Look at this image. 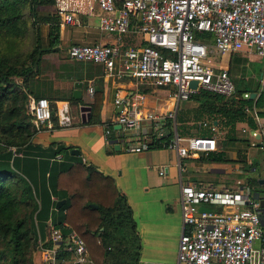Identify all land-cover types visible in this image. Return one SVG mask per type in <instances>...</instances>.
<instances>
[{
  "label": "crops",
  "instance_id": "obj_1",
  "mask_svg": "<svg viewBox=\"0 0 264 264\" xmlns=\"http://www.w3.org/2000/svg\"><path fill=\"white\" fill-rule=\"evenodd\" d=\"M67 1L73 9V22L64 27L60 25L61 17L56 12V0L53 4L41 6L43 12L59 17L60 44L57 47L60 50L44 53L39 73L28 81V97L46 98L55 115L51 127H37L33 122L37 132L32 142L43 147L51 143H63L77 149L79 154L74 155L84 165H92L102 174L111 176L132 209L141 239L139 264H176L182 227L181 183L247 189L254 197L255 191L249 181L255 179L258 192L264 195V116L259 115L260 112L264 113V102L260 108L245 107L247 110L244 111L254 119L255 128H251L245 121H239L231 131L230 127L222 125L220 121L223 119L219 114H201V110L204 111L208 106L218 109L219 102L202 97L179 101L173 95L172 87H158L136 81L118 75L116 69L113 74H107L100 64L68 58L65 51L69 45L114 43L116 35L100 29V12L95 0ZM123 41L126 45L146 42L132 33H128ZM233 53L241 55L235 56ZM233 53L218 54L226 59L216 62L228 68L230 76H234V83L244 80L253 88L247 77V73L251 71L249 75L256 81L254 87H258L257 92L253 91L256 93L254 99L260 93L264 95V87H261L260 82L264 65L261 61H256L258 58L245 57L247 54L261 56L247 49ZM89 87L93 88L92 94L88 92ZM75 90L80 91L78 98L73 96ZM96 91L101 92L102 99L98 113L93 115L92 105ZM136 93L144 95V105L149 111L158 115L174 113V118L167 119L162 126V130L169 128V136L173 138L177 132L183 138L207 137L215 140V149L180 160L176 149L171 147L148 149L140 153L125 151L118 139L119 128L112 126L119 109L115 100L119 99L122 104L127 97ZM250 93L252 92L246 94ZM83 106L90 107L89 117L84 119L81 111ZM108 126H112L114 131L105 137V128ZM207 132L209 136L197 135ZM221 151L223 161L200 157L202 153ZM53 160L60 161L62 156L57 155L51 159ZM162 170L164 173H161ZM174 212L178 214L176 232H173ZM259 212L264 230V208H259ZM52 228V223L48 220L44 240L33 253V264H55L57 253L63 250V246L50 243ZM261 246H264V240H258L254 244L255 248ZM60 263L73 264V256L70 254Z\"/></svg>",
  "mask_w": 264,
  "mask_h": 264
},
{
  "label": "built area",
  "instance_id": "obj_2",
  "mask_svg": "<svg viewBox=\"0 0 264 264\" xmlns=\"http://www.w3.org/2000/svg\"><path fill=\"white\" fill-rule=\"evenodd\" d=\"M60 25L73 22L67 0H56ZM100 12V29L116 35L114 43L72 44L68 58L103 66L107 74L118 75L158 87L174 88L173 95L188 100L205 91L224 97L235 94L227 67L215 66L209 54H229L242 49L264 57V0H95ZM132 33L148 45L124 44ZM199 35L201 37H199ZM196 81V87L191 82ZM264 87V74L260 79ZM93 93V88H88ZM245 97L249 95L245 94ZM144 95L127 97L112 124L120 126L118 139L130 153L149 149L167 119L146 109ZM119 107L121 101L115 100ZM34 124L51 127L52 112L46 98L28 99ZM247 110V108L245 109ZM105 128L108 137L114 128ZM181 142H185L182 145ZM215 140L183 138L174 133L167 147L180 159L215 149ZM14 151V147L10 148ZM16 154V153H15ZM161 173H164L162 170ZM182 227L176 264H264V240L259 202L247 189H228L198 183L180 184ZM200 205H214L213 211ZM50 241L73 256V264L89 262L84 239L73 229L66 235L52 228Z\"/></svg>",
  "mask_w": 264,
  "mask_h": 264
},
{
  "label": "trees",
  "instance_id": "obj_3",
  "mask_svg": "<svg viewBox=\"0 0 264 264\" xmlns=\"http://www.w3.org/2000/svg\"><path fill=\"white\" fill-rule=\"evenodd\" d=\"M53 3L54 0H0L1 48L6 46L8 36L24 34L25 9L35 28L34 45L22 53V58L0 48V264H33V253L44 240L48 220L64 235L73 229L84 239L89 257L85 264H139L141 239L137 225L127 198L114 179L92 165H84L71 153L72 147L63 143L43 147L32 142L37 129L27 112V85L39 73L41 56L60 44L59 17L39 9ZM42 23L48 25L45 37ZM15 77L21 78V86L14 81ZM241 82L234 83L236 91L231 97L201 91L191 98L219 102L218 109L208 106L201 114H219L222 125L231 131L239 121L255 128L254 119L244 110L262 107L264 95L260 93L255 99L245 97L246 93L257 92L258 87L248 88ZM101 99V92L96 91L93 115L98 113ZM54 117L53 111V120ZM171 138L155 136L149 149L167 147ZM57 155L62 160L51 161ZM200 157L224 160L222 151L202 153ZM249 185L258 191L255 179ZM59 200L65 202L55 209ZM63 250L57 253L55 264H61L71 254Z\"/></svg>",
  "mask_w": 264,
  "mask_h": 264
},
{
  "label": "rangeland",
  "instance_id": "obj_4",
  "mask_svg": "<svg viewBox=\"0 0 264 264\" xmlns=\"http://www.w3.org/2000/svg\"><path fill=\"white\" fill-rule=\"evenodd\" d=\"M39 9L42 11V13H45V12H43L44 10H43L42 7H40ZM24 14H25V16H24V21H25V23H24V25H25L24 34H22L21 36H13V35L8 36L5 39V42H6L5 45L6 46H4L2 48L0 47L3 52H7V53H10L12 55L17 54L21 58L23 57L22 53H24L25 51L30 50L31 47L34 45V39H35V28H34V26L32 24V18L29 16V13H28L27 9L24 10ZM42 24L43 25L41 27V31H42L43 36L45 37L46 34H47V31H48V25L44 24V23H42ZM52 51H57V50L52 49ZM63 53H64V50H63ZM233 54L235 56L241 55V53L240 54L237 53V55L235 53H233ZM245 57H246V59L258 58L259 60H256V61H261V63H263V65H264V58L263 57H256L253 54L252 55L247 54ZM207 58L211 59L215 66H218V63H217L218 61L221 62V61L226 59L225 57H224V59H222L220 57V55H218V54H209ZM247 74H248L247 77H248L249 82L254 87L256 85V81L252 77H250L249 74H251V71L248 72ZM256 75L258 77V73ZM231 78L234 80L233 74H232ZM14 81L18 85H20V86L22 85V80H21L20 77H15ZM242 82H244L247 85L248 88H251V87H249V83H247V81L243 80ZM242 82L240 84H242ZM28 99H29V97H28ZM27 112L29 113L28 106H27ZM29 115H30V113H29ZM32 121H33V119H32ZM171 127H172V124H171ZM172 129H173V127H172ZM182 144L185 145L186 143H182ZM200 209L201 210H207V211H213V210L216 209V206H214V205H200ZM174 213L175 214L172 215L173 216V224H174L173 225V232H176L177 226H175V225L177 224L176 218H177L178 214H177V212H174Z\"/></svg>",
  "mask_w": 264,
  "mask_h": 264
},
{
  "label": "water",
  "instance_id": "obj_5",
  "mask_svg": "<svg viewBox=\"0 0 264 264\" xmlns=\"http://www.w3.org/2000/svg\"><path fill=\"white\" fill-rule=\"evenodd\" d=\"M59 47H55V50H58ZM196 84L197 82L196 81H192L191 82V87L195 88L196 87ZM256 93L255 92H252L249 94V98L250 99H254ZM73 96L75 98H78L80 96V91L79 90H75L73 92ZM122 107V104L119 106V109L118 111H120ZM81 111H82V119H84L85 117H89V112H90V107L88 106H83L81 107ZM117 128H120V126L118 125ZM170 135V130L168 127H165L163 130L160 131V133H158V137L160 139H163L165 138L166 136H169ZM118 148V145H116V149ZM71 153L72 154H75V155H78L79 154V151L77 149H71ZM261 183H263V181H261ZM254 198L259 201V208H264V195H261L260 192H255L254 193ZM65 200H59L56 202V209L60 208L63 204H64ZM95 206V205H94Z\"/></svg>",
  "mask_w": 264,
  "mask_h": 264
}]
</instances>
